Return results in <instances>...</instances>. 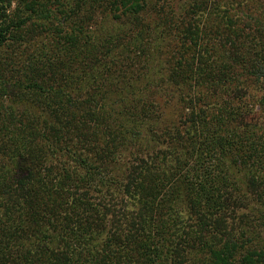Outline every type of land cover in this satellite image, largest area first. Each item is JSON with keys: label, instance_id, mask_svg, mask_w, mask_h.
Returning <instances> with one entry per match:
<instances>
[{"label": "trees", "instance_id": "16d2710c", "mask_svg": "<svg viewBox=\"0 0 264 264\" xmlns=\"http://www.w3.org/2000/svg\"><path fill=\"white\" fill-rule=\"evenodd\" d=\"M191 1L0 0V264H264V0ZM153 95L186 103L166 156L86 155L107 107L166 118Z\"/></svg>", "mask_w": 264, "mask_h": 264}, {"label": "rangeland", "instance_id": "374dc122", "mask_svg": "<svg viewBox=\"0 0 264 264\" xmlns=\"http://www.w3.org/2000/svg\"><path fill=\"white\" fill-rule=\"evenodd\" d=\"M172 1L174 2L175 6L176 5H182V6L187 5L189 2L193 3V1L191 0H172ZM15 5L16 4H13L12 7L14 8ZM177 54L178 53L176 51L175 55ZM146 68L149 69V68H152V66L148 64ZM145 71L147 72L146 69L143 70V72ZM122 79L126 81L125 78H122ZM151 81H152V78H151ZM128 82L129 81H126L125 84L123 85L124 86L127 85ZM140 82L137 83L139 84L138 88L140 87L139 92L141 91L143 94H145V97H148L150 99V102H152V94H155V90L152 89L151 85H149L148 89L141 90V87L146 86L145 85L146 80L140 79ZM215 88L216 87H213L214 90ZM253 91L257 96H259L260 99L261 97L264 96V95L262 96L263 91H258V90H253ZM84 94L86 95L87 93H84ZM230 94H231L230 90H227L221 95L220 99L231 100L230 98H232L233 96H231ZM190 96H191L190 98L189 96L183 97V98H189L192 101L194 100V102L198 98H201V103L200 105H198L199 108L197 106L195 107L197 112L199 111V109H202L203 105L207 104L208 106H211L210 104L213 102V99H214L213 92L211 90H209L207 93L203 92L202 95L200 93L199 96L197 97H196V93L194 95L190 94ZM205 96H207V101L205 99ZM153 97H154L153 99L156 100L157 103L160 105V108H164L162 111H163V114L166 115V118H163V120L156 121L155 118H152V115H151L150 117L151 119L147 121V124H150L151 126L147 127L146 119L145 117L143 118V115L140 114L139 108L137 106H132V104H130V101H132L131 98H127L124 101V103L118 108H113V107L108 108L107 107V109H105L106 112H108L113 118L111 117L110 118L111 120L108 123L104 122V125H106L104 127V133L102 134V136L99 135V138H98L99 142L97 141L98 143L96 146H92L90 144L91 147H87L88 150L86 151V155L91 158L101 160L103 162L105 158H107L110 164L114 165L115 168H117L116 174L118 175L119 173L120 174L124 173L125 167L126 166L129 167L130 163L138 162L139 160H145L146 162L151 163L152 158L161 159L163 155L166 156L168 150L170 149V148H167L169 142L166 140H162V142L157 143L159 139L155 138L154 136L156 137L160 136L161 134L160 129L164 127L171 129L172 126H178V129H181V130L183 129L185 122H181V121L184 119V117L186 119L188 117L184 109V106L186 103L180 100V96L179 97L174 96L173 97L174 100L171 105H168V104L165 105L160 95H153ZM244 100H245L244 101L245 103H248L249 107L252 105L251 106L252 112L250 113L251 115L248 117V120H252L255 122L256 120L260 119V115H263V112H262L263 106L260 103L257 104L255 101L251 102L246 97H244ZM113 114H118L117 115L118 117L114 116ZM113 119H115V123ZM132 120H135L134 124L137 125L140 131L139 132L140 134L139 136H137V139H134L135 143L129 144L127 141L124 142L123 140L121 144L120 142L112 143L111 134L109 132L110 129L111 128L112 130L115 129L116 124L121 125L123 127L121 128V130H125V129L128 130L125 135L127 137H130L131 136L130 131L132 130L131 125H133ZM152 122H155V125H156L154 129H152L153 128ZM113 144H116L118 146V149L115 152H113L114 157L108 158L109 152L115 149V146H112Z\"/></svg>", "mask_w": 264, "mask_h": 264}]
</instances>
